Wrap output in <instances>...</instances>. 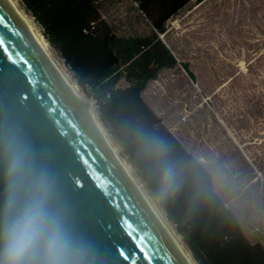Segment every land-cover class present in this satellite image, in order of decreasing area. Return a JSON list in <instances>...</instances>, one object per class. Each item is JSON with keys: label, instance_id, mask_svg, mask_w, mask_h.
Segmentation results:
<instances>
[{"label": "water", "instance_id": "obj_1", "mask_svg": "<svg viewBox=\"0 0 264 264\" xmlns=\"http://www.w3.org/2000/svg\"><path fill=\"white\" fill-rule=\"evenodd\" d=\"M40 197L65 243L62 264H196L0 0V264L8 227Z\"/></svg>", "mask_w": 264, "mask_h": 264}, {"label": "rangeland", "instance_id": "obj_2", "mask_svg": "<svg viewBox=\"0 0 264 264\" xmlns=\"http://www.w3.org/2000/svg\"><path fill=\"white\" fill-rule=\"evenodd\" d=\"M109 4L102 16L122 31L141 35L166 29L160 38L178 65L149 82L142 98L211 175L215 192L249 240L264 245V0H109ZM26 15L100 119L98 101L88 86L78 84L58 49ZM184 62L195 80L182 68ZM143 186L184 243L158 199Z\"/></svg>", "mask_w": 264, "mask_h": 264}, {"label": "trees", "instance_id": "obj_3", "mask_svg": "<svg viewBox=\"0 0 264 264\" xmlns=\"http://www.w3.org/2000/svg\"><path fill=\"white\" fill-rule=\"evenodd\" d=\"M20 1L78 84L88 86L108 132L197 263L264 264V245L249 240L215 192L211 175L142 98L149 82L178 65L160 38L166 29L141 35L122 31L102 16L111 8L109 0ZM181 66L195 80L189 63ZM165 170L173 177L166 192Z\"/></svg>", "mask_w": 264, "mask_h": 264}, {"label": "clouds", "instance_id": "obj_4", "mask_svg": "<svg viewBox=\"0 0 264 264\" xmlns=\"http://www.w3.org/2000/svg\"><path fill=\"white\" fill-rule=\"evenodd\" d=\"M173 183L171 170L162 176L166 192ZM40 264H62L66 254L65 243L54 222H49L40 197L29 202L6 232L4 264H25L36 256Z\"/></svg>", "mask_w": 264, "mask_h": 264}, {"label": "bare ground", "instance_id": "obj_5", "mask_svg": "<svg viewBox=\"0 0 264 264\" xmlns=\"http://www.w3.org/2000/svg\"><path fill=\"white\" fill-rule=\"evenodd\" d=\"M10 5L16 10V12L20 15V17L23 19V21L25 22V24L28 27V30L31 34V36L37 41L38 45L40 46L41 50L43 51V53L47 56V58L50 60V62L54 65V67L56 68V70L58 71V73L60 74V76L66 80L70 92L72 93L73 97L75 99H77L78 101H80L81 103L85 104L87 106L90 118L92 120L93 126L96 128V130L100 133V135L103 137V139L115 150V152L117 153L118 157L120 158L122 164L124 165L126 171L136 180V182L140 185V187L143 189V191L146 193V195L150 198V200L153 202L156 210L159 212V214L161 215V217L163 218V220L167 223L168 221H166L165 216L160 212V210L158 209L156 203L153 201V199L148 195V193L146 192L143 184L141 182H139V180L134 176L132 169L130 167V165L126 162V160H124L121 156L120 153L118 151V149L116 148V146H114L112 144V141L110 139V137L108 136L104 126L102 125L95 109L93 108L92 104H89L84 98L83 96L80 94L79 90L77 89L76 85L74 84V82L72 81L71 76L68 74V72L64 69V67L57 61V59L54 57V55L52 54L49 45L46 43L45 39L43 38V36L41 35V33L38 31L34 21L26 15V13L21 9L19 3L17 2V0H7ZM168 224V223H167ZM169 225V224H168ZM170 226V225H169ZM171 227V226H170ZM172 228V227H171ZM173 229V228H172ZM174 231V230H173ZM175 232V231H174ZM176 234V233H175ZM178 236V235H177ZM188 252V251H187ZM189 253V252H188ZM191 256V254H190ZM192 258V257H191ZM193 260V259H192ZM194 261V260H193Z\"/></svg>", "mask_w": 264, "mask_h": 264}]
</instances>
